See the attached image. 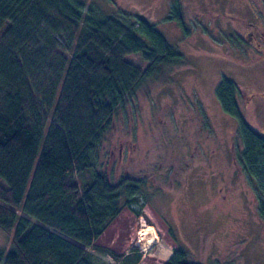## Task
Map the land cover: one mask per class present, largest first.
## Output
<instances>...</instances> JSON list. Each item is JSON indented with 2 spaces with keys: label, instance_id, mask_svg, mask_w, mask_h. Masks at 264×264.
<instances>
[{
  "label": "trees",
  "instance_id": "16d2710c",
  "mask_svg": "<svg viewBox=\"0 0 264 264\" xmlns=\"http://www.w3.org/2000/svg\"><path fill=\"white\" fill-rule=\"evenodd\" d=\"M167 18L184 26L179 4ZM135 54L143 65L126 59ZM181 57L141 13L109 14L86 0H0V228L11 235L0 264H97L90 248L138 263L136 247L122 254L94 244L120 213L121 196L133 208L143 188L99 169L98 148L124 97ZM242 91L225 75L215 86L238 120L233 163L254 179L264 221V135L244 119ZM161 264L202 263L176 247Z\"/></svg>",
  "mask_w": 264,
  "mask_h": 264
},
{
  "label": "rangeland",
  "instance_id": "374dc122",
  "mask_svg": "<svg viewBox=\"0 0 264 264\" xmlns=\"http://www.w3.org/2000/svg\"><path fill=\"white\" fill-rule=\"evenodd\" d=\"M86 1L109 14L117 8L143 14L182 56L165 77L144 81L124 97L98 148L99 169L113 179L128 174L143 186L133 208L119 199L112 220L132 235L111 238L114 252L136 247L138 264H161L168 257H159V250L182 247L187 260L202 264H264L254 179L233 163L241 147L238 120L215 94L223 75L236 81L244 119L264 135V64L246 50V31L256 32L257 18L264 20V0ZM173 3L183 27L167 18ZM126 59L143 63L138 54ZM82 180L77 176V183ZM141 228H148L144 238ZM10 245L11 235L0 228V249ZM120 262L109 257V264Z\"/></svg>",
  "mask_w": 264,
  "mask_h": 264
},
{
  "label": "crops",
  "instance_id": "0c3cea01",
  "mask_svg": "<svg viewBox=\"0 0 264 264\" xmlns=\"http://www.w3.org/2000/svg\"><path fill=\"white\" fill-rule=\"evenodd\" d=\"M121 220H112L110 221L107 226L105 227V229L103 230V232L101 233V235H99V237L95 240L94 244L102 246V247H107L110 248L113 251H117L113 246V244H111V238H117L119 236L124 237V235H132L131 233H124V232H120V222ZM118 227V229H117ZM124 234V235H122ZM133 240V238L131 239ZM90 250L92 251V253L94 254L95 258H96V262L97 264H109V253L108 252H104V251H100L98 249H93L90 248ZM166 251H169L168 255L165 254ZM159 257L162 258H167L172 254V251L170 248H163L162 250H159ZM126 252H124L125 254ZM139 263V262H138ZM137 263V264H138Z\"/></svg>",
  "mask_w": 264,
  "mask_h": 264
},
{
  "label": "flooded vegetation",
  "instance_id": "af4514ba",
  "mask_svg": "<svg viewBox=\"0 0 264 264\" xmlns=\"http://www.w3.org/2000/svg\"><path fill=\"white\" fill-rule=\"evenodd\" d=\"M257 19L260 20V30L258 29L256 30V32L250 30L246 31V34L248 33L250 38V44L246 50L251 54V56H256L258 58V60H256L258 61L257 64L261 66L262 64H264V20L261 17H258ZM236 33L238 34V37L240 39L245 37V33L239 31H237Z\"/></svg>",
  "mask_w": 264,
  "mask_h": 264
},
{
  "label": "bare ground",
  "instance_id": "6f19581e",
  "mask_svg": "<svg viewBox=\"0 0 264 264\" xmlns=\"http://www.w3.org/2000/svg\"><path fill=\"white\" fill-rule=\"evenodd\" d=\"M149 228V227H148ZM147 228V229H148ZM146 228H141V230H139V234H140V237L142 238V237H144V234H145V232H147L146 230H147ZM168 253H169V251H166L165 252V254L166 255H168Z\"/></svg>",
  "mask_w": 264,
  "mask_h": 264
},
{
  "label": "built area",
  "instance_id": "2783aa9c",
  "mask_svg": "<svg viewBox=\"0 0 264 264\" xmlns=\"http://www.w3.org/2000/svg\"><path fill=\"white\" fill-rule=\"evenodd\" d=\"M142 238H144V237H142ZM139 240H140V237H139Z\"/></svg>",
  "mask_w": 264,
  "mask_h": 264
}]
</instances>
